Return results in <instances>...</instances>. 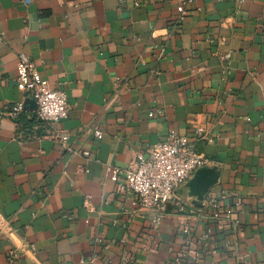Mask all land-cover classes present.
I'll return each mask as SVG.
<instances>
[{
    "label": "crops",
    "instance_id": "1",
    "mask_svg": "<svg viewBox=\"0 0 264 264\" xmlns=\"http://www.w3.org/2000/svg\"><path fill=\"white\" fill-rule=\"evenodd\" d=\"M21 53L66 91L67 118L37 117L17 87ZM195 125L218 182L203 206L181 186L184 211L156 225L107 166ZM213 197L242 202L238 231L211 218ZM0 211L19 230L0 232V264H169L182 248L199 264H264V0H0Z\"/></svg>",
    "mask_w": 264,
    "mask_h": 264
},
{
    "label": "built area",
    "instance_id": "2",
    "mask_svg": "<svg viewBox=\"0 0 264 264\" xmlns=\"http://www.w3.org/2000/svg\"><path fill=\"white\" fill-rule=\"evenodd\" d=\"M188 14V10L182 6L180 8L179 20ZM226 54L225 57H230ZM18 76L16 79L17 87L26 96L35 99L37 103V117L47 123H58L67 118L69 113V103L67 93L63 89L53 88L45 80L41 72L37 69L35 61L25 53L20 54L18 61ZM25 100L17 101L9 111V115L18 119L25 110ZM163 109L157 107L149 112L153 117L161 114ZM97 137L101 138L103 132L95 130ZM69 138L67 133L61 134V140L65 143ZM192 138H206L212 141V136L206 135L203 126L195 125L193 135L179 133L171 129L165 140H162L149 149L148 156L139 154L135 162L127 167H120L109 164L107 173L110 178L118 183L119 192H134L141 207L148 210L152 215V222L156 225L161 224L163 217L168 213L171 204H174L180 211H184L185 206L178 194V189L187 184L195 172L208 165L205 155L197 150ZM89 155V152H84ZM240 200L227 201L222 203L220 198L213 197L207 202L211 218L221 225L231 223L235 230H239L240 223L232 218L235 209L240 208ZM85 205L91 208L88 201ZM92 209V208H91ZM191 225L188 223L184 227L185 233H190ZM0 232L4 233L9 239L19 235L17 227L11 225L4 214L0 211ZM206 234L205 238H209ZM96 242L108 246L106 240L97 237ZM30 251H35L33 244L29 245ZM23 248L18 246L9 251V256L17 255ZM27 250V249H26ZM212 252L217 253V249ZM92 258L90 264L94 262ZM201 252H193L186 248L178 251L169 264H199Z\"/></svg>",
    "mask_w": 264,
    "mask_h": 264
},
{
    "label": "water",
    "instance_id": "3",
    "mask_svg": "<svg viewBox=\"0 0 264 264\" xmlns=\"http://www.w3.org/2000/svg\"><path fill=\"white\" fill-rule=\"evenodd\" d=\"M33 105L37 106L35 99L29 100ZM219 174L211 167H203L195 172L193 177L188 181L190 195L194 197V202L199 206H203L204 200L209 189L218 182Z\"/></svg>",
    "mask_w": 264,
    "mask_h": 264
}]
</instances>
